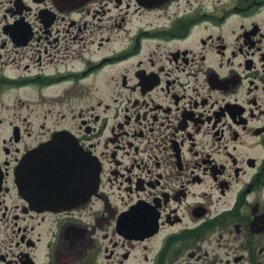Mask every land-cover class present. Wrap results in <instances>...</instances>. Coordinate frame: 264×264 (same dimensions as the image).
Returning <instances> with one entry per match:
<instances>
[{"label":"flooded vegetation","instance_id":"af4514ba","mask_svg":"<svg viewBox=\"0 0 264 264\" xmlns=\"http://www.w3.org/2000/svg\"><path fill=\"white\" fill-rule=\"evenodd\" d=\"M0 264H264V0H0Z\"/></svg>","mask_w":264,"mask_h":264},{"label":"water","instance_id":"95a60500","mask_svg":"<svg viewBox=\"0 0 264 264\" xmlns=\"http://www.w3.org/2000/svg\"><path fill=\"white\" fill-rule=\"evenodd\" d=\"M64 6L68 5H81L86 3L89 0H61ZM52 146H55L56 141L53 142ZM58 158L54 157L52 159L53 162L57 161ZM25 171L26 175L30 177L31 181L36 184H41L42 181L55 183L58 180L60 172L45 164V156L41 153V151H37L33 153L25 163ZM97 176V173L93 174ZM57 179V180H56ZM53 188V187H52Z\"/></svg>","mask_w":264,"mask_h":264},{"label":"bare ground","instance_id":"6f19581e","mask_svg":"<svg viewBox=\"0 0 264 264\" xmlns=\"http://www.w3.org/2000/svg\"><path fill=\"white\" fill-rule=\"evenodd\" d=\"M64 6V5H63Z\"/></svg>","mask_w":264,"mask_h":264}]
</instances>
